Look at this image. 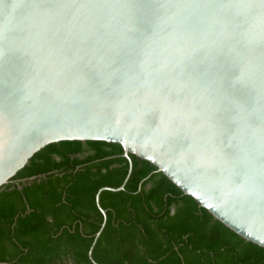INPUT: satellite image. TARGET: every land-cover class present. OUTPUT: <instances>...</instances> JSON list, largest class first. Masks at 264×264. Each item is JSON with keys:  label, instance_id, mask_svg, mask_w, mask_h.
Instances as JSON below:
<instances>
[{"label": "water", "instance_id": "95a60500", "mask_svg": "<svg viewBox=\"0 0 264 264\" xmlns=\"http://www.w3.org/2000/svg\"><path fill=\"white\" fill-rule=\"evenodd\" d=\"M72 140L129 161L94 264L131 154L264 247V0H0V189Z\"/></svg>", "mask_w": 264, "mask_h": 264}, {"label": "trees", "instance_id": "16d2710c", "mask_svg": "<svg viewBox=\"0 0 264 264\" xmlns=\"http://www.w3.org/2000/svg\"><path fill=\"white\" fill-rule=\"evenodd\" d=\"M123 152L98 140L38 151L0 189V264H94L89 249L104 219L96 193L123 183ZM131 157L125 189L101 193L108 218L93 250L97 262L264 264V247L216 219L154 164Z\"/></svg>", "mask_w": 264, "mask_h": 264}]
</instances>
